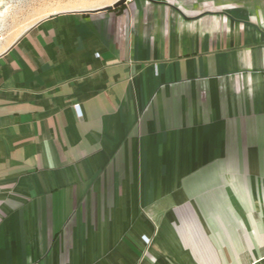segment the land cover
I'll return each mask as SVG.
<instances>
[{"label": "crops", "instance_id": "0c3cea01", "mask_svg": "<svg viewBox=\"0 0 264 264\" xmlns=\"http://www.w3.org/2000/svg\"><path fill=\"white\" fill-rule=\"evenodd\" d=\"M118 1L0 26V264H264V0Z\"/></svg>", "mask_w": 264, "mask_h": 264}, {"label": "rangeland", "instance_id": "374dc122", "mask_svg": "<svg viewBox=\"0 0 264 264\" xmlns=\"http://www.w3.org/2000/svg\"><path fill=\"white\" fill-rule=\"evenodd\" d=\"M96 2L98 0H0V26L4 31L23 22L35 9L43 8L45 11L75 9L83 2Z\"/></svg>", "mask_w": 264, "mask_h": 264}, {"label": "trees", "instance_id": "16d2710c", "mask_svg": "<svg viewBox=\"0 0 264 264\" xmlns=\"http://www.w3.org/2000/svg\"><path fill=\"white\" fill-rule=\"evenodd\" d=\"M125 4L119 5L115 8H113L110 12L114 11L116 14L121 13L122 9L124 8Z\"/></svg>", "mask_w": 264, "mask_h": 264}, {"label": "water", "instance_id": "95a60500", "mask_svg": "<svg viewBox=\"0 0 264 264\" xmlns=\"http://www.w3.org/2000/svg\"><path fill=\"white\" fill-rule=\"evenodd\" d=\"M122 4H125V0H120V1L116 2L112 7L107 8L106 11H111L113 8H115L119 5H122Z\"/></svg>", "mask_w": 264, "mask_h": 264}, {"label": "built area", "instance_id": "2783aa9c", "mask_svg": "<svg viewBox=\"0 0 264 264\" xmlns=\"http://www.w3.org/2000/svg\"><path fill=\"white\" fill-rule=\"evenodd\" d=\"M125 2H128V0H125ZM74 109H75L76 116L80 119L81 118V114L79 112L78 106H75ZM146 243L147 244L149 243L148 240H146Z\"/></svg>", "mask_w": 264, "mask_h": 264}]
</instances>
